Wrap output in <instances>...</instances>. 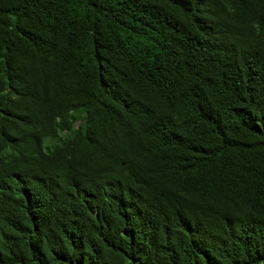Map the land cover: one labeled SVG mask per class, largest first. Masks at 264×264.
Masks as SVG:
<instances>
[{
	"label": "trees",
	"instance_id": "trees-1",
	"mask_svg": "<svg viewBox=\"0 0 264 264\" xmlns=\"http://www.w3.org/2000/svg\"><path fill=\"white\" fill-rule=\"evenodd\" d=\"M0 264H264V0H0Z\"/></svg>",
	"mask_w": 264,
	"mask_h": 264
}]
</instances>
